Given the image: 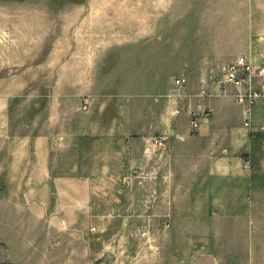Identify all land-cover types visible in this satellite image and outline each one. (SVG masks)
Wrapping results in <instances>:
<instances>
[{"label": "rangeland", "instance_id": "374dc122", "mask_svg": "<svg viewBox=\"0 0 264 264\" xmlns=\"http://www.w3.org/2000/svg\"><path fill=\"white\" fill-rule=\"evenodd\" d=\"M90 1L0 0V264H264L220 233L219 211L196 227L173 228L156 201L146 215L139 122L91 134L127 133L140 107L120 104L124 64L100 56L111 32Z\"/></svg>", "mask_w": 264, "mask_h": 264}, {"label": "crops", "instance_id": "0c3cea01", "mask_svg": "<svg viewBox=\"0 0 264 264\" xmlns=\"http://www.w3.org/2000/svg\"><path fill=\"white\" fill-rule=\"evenodd\" d=\"M111 2L116 3L91 0L86 17L94 25L97 20L109 25L111 33L100 37L98 52L111 64H124L120 104L130 101L140 113L125 118L132 124L123 135L115 129L91 134L115 141L133 134L139 122L146 215L156 201L173 228L180 218L189 219L183 227L195 219L196 227L202 225L197 218L219 211L220 233H236V248L254 258L264 250V104L239 102L236 88L223 78L226 67L242 55L264 61V0H120L122 7L110 13L104 6L95 9ZM78 42L84 61L91 56L88 45L81 49V34ZM82 68L79 63V74L84 62ZM194 114L198 133L191 129ZM158 134L167 138L163 149L151 140Z\"/></svg>", "mask_w": 264, "mask_h": 264}, {"label": "built area", "instance_id": "2783aa9c", "mask_svg": "<svg viewBox=\"0 0 264 264\" xmlns=\"http://www.w3.org/2000/svg\"><path fill=\"white\" fill-rule=\"evenodd\" d=\"M181 81L183 79L176 80L177 83ZM223 82L236 88V98L239 102L249 106L264 104V61L256 62L247 55L238 57L226 67ZM206 114L208 113H203ZM191 129L193 132L200 129L197 114H194L191 120ZM152 141L158 148L163 149L167 145V138L164 135L155 136ZM244 167L249 168L250 163L246 161Z\"/></svg>", "mask_w": 264, "mask_h": 264}, {"label": "water", "instance_id": "95a60500", "mask_svg": "<svg viewBox=\"0 0 264 264\" xmlns=\"http://www.w3.org/2000/svg\"><path fill=\"white\" fill-rule=\"evenodd\" d=\"M126 223H127V219L124 220V225H126Z\"/></svg>", "mask_w": 264, "mask_h": 264}]
</instances>
